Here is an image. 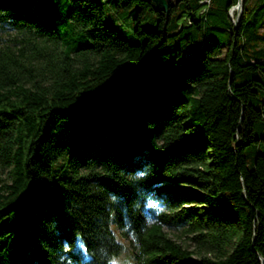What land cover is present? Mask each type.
<instances>
[{"label": "trees", "instance_id": "obj_1", "mask_svg": "<svg viewBox=\"0 0 264 264\" xmlns=\"http://www.w3.org/2000/svg\"><path fill=\"white\" fill-rule=\"evenodd\" d=\"M133 3L0 0V264H264V0Z\"/></svg>", "mask_w": 264, "mask_h": 264}, {"label": "rangeland", "instance_id": "obj_2", "mask_svg": "<svg viewBox=\"0 0 264 264\" xmlns=\"http://www.w3.org/2000/svg\"><path fill=\"white\" fill-rule=\"evenodd\" d=\"M101 3L102 8H103V21L105 25H107L110 28H113L116 30V33L119 37L126 39L130 43H135L139 42L142 40V36H138L133 32V17L136 15V11L138 8L137 3H133L130 6L126 8H117L114 6V0H97ZM174 1V0H171ZM256 0H250V9L254 6ZM160 4H157L156 6L159 7ZM232 9L229 12L231 15ZM238 13V11H237ZM155 12L151 11L149 9L144 10L142 13L139 14V20L140 24L142 27L146 28H153L155 24ZM184 30V29H183ZM181 31H177L176 33L169 34L168 35V41L170 44H172V40L175 38L177 40L179 37ZM14 34L13 30L7 29V28H0V42L5 43L9 42L8 38H10ZM255 148H260L261 150L264 151V142L262 141L259 144H255V146H247L245 148V152L248 156V163L251 162V156H252V151ZM0 173L1 176H5L6 173V168H0ZM6 177V176H5ZM149 204H156L157 206L160 207V204L157 203L156 201H149ZM146 219L147 221L151 220V216L146 214ZM164 229L174 238L178 240H186L184 238V235H182L181 230L179 229H172V228H167L164 226ZM74 241H73V248L79 253L80 257L82 259L87 257V254L85 252V249L83 247L82 241L79 237L78 234H74L73 236ZM123 245L121 250L117 253L114 254L111 258V261L113 264H131L132 263V257H131V246L130 242L128 239H123Z\"/></svg>", "mask_w": 264, "mask_h": 264}, {"label": "water", "instance_id": "obj_3", "mask_svg": "<svg viewBox=\"0 0 264 264\" xmlns=\"http://www.w3.org/2000/svg\"><path fill=\"white\" fill-rule=\"evenodd\" d=\"M167 1L168 0H151V2L154 5L161 4L163 7H166L167 6ZM241 10H242V1L241 0H234L233 11L231 13V22H232V25L234 27H235V25H236V23H237V21L239 19ZM237 11H238V14H237Z\"/></svg>", "mask_w": 264, "mask_h": 264}, {"label": "built area", "instance_id": "obj_4", "mask_svg": "<svg viewBox=\"0 0 264 264\" xmlns=\"http://www.w3.org/2000/svg\"><path fill=\"white\" fill-rule=\"evenodd\" d=\"M202 3L203 2H208L209 0H200ZM231 9H232V11H233V6L230 8V10H229V12L231 11ZM238 14V13H237ZM229 16H230V18H231V15L229 14ZM237 17V16H236Z\"/></svg>", "mask_w": 264, "mask_h": 264}, {"label": "bare ground", "instance_id": "obj_5", "mask_svg": "<svg viewBox=\"0 0 264 264\" xmlns=\"http://www.w3.org/2000/svg\"><path fill=\"white\" fill-rule=\"evenodd\" d=\"M242 1V0H241Z\"/></svg>", "mask_w": 264, "mask_h": 264}]
</instances>
